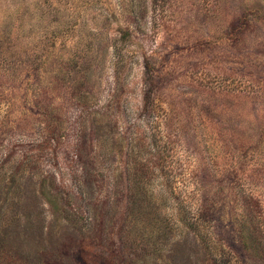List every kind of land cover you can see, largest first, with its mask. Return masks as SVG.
<instances>
[{
  "label": "rangeland",
  "instance_id": "374dc122",
  "mask_svg": "<svg viewBox=\"0 0 264 264\" xmlns=\"http://www.w3.org/2000/svg\"><path fill=\"white\" fill-rule=\"evenodd\" d=\"M11 177L0 264H264V0H0Z\"/></svg>",
  "mask_w": 264,
  "mask_h": 264
},
{
  "label": "trees",
  "instance_id": "16d2710c",
  "mask_svg": "<svg viewBox=\"0 0 264 264\" xmlns=\"http://www.w3.org/2000/svg\"><path fill=\"white\" fill-rule=\"evenodd\" d=\"M1 183V182H0ZM19 188V185L16 184V181L14 180V177H11V180L7 183H5L2 187L0 186V199L3 200V203H2V206H1V216H3V218L7 217L9 215L10 217V214L9 212H11V207H10V201L13 199V197H15V192H16V189ZM196 223L193 222H189L187 224V227L190 228L191 230H196ZM7 238H4L2 241L0 242H3L5 241V247L9 246L10 245V242H11V234H9L8 236V233L5 235ZM10 247V246H9ZM7 249H9L7 247Z\"/></svg>",
  "mask_w": 264,
  "mask_h": 264
}]
</instances>
